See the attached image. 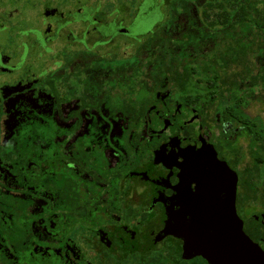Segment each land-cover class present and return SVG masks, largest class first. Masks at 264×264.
I'll list each match as a JSON object with an SVG mask.
<instances>
[{
    "label": "flooded vegetation",
    "instance_id": "flooded-vegetation-1",
    "mask_svg": "<svg viewBox=\"0 0 264 264\" xmlns=\"http://www.w3.org/2000/svg\"><path fill=\"white\" fill-rule=\"evenodd\" d=\"M181 6L0 0V264H213L186 246L206 194L185 166L203 144L237 178L245 232L264 241L240 128L185 79L212 41L190 39L196 0Z\"/></svg>",
    "mask_w": 264,
    "mask_h": 264
},
{
    "label": "trees",
    "instance_id": "trees-1",
    "mask_svg": "<svg viewBox=\"0 0 264 264\" xmlns=\"http://www.w3.org/2000/svg\"><path fill=\"white\" fill-rule=\"evenodd\" d=\"M167 1L173 8L174 0ZM193 1L181 0L183 10L188 12ZM196 7L191 24L202 28L190 39L212 41V46L207 54L198 51L205 60L187 65L185 79L197 85L199 100L212 103L240 128L252 162L243 172L244 180L258 186L252 191L254 199L264 201V122L247 113L254 102H264V0H196ZM207 31L212 32L210 39ZM196 47L199 50L200 44ZM229 150L236 163L241 162V147Z\"/></svg>",
    "mask_w": 264,
    "mask_h": 264
},
{
    "label": "water",
    "instance_id": "water-1",
    "mask_svg": "<svg viewBox=\"0 0 264 264\" xmlns=\"http://www.w3.org/2000/svg\"><path fill=\"white\" fill-rule=\"evenodd\" d=\"M188 152L187 172L197 178L206 196L192 204L198 210V227L187 232V249L213 264H264V241H253L238 216L237 178L227 162L210 144Z\"/></svg>",
    "mask_w": 264,
    "mask_h": 264
},
{
    "label": "rangeland",
    "instance_id": "rangeland-1",
    "mask_svg": "<svg viewBox=\"0 0 264 264\" xmlns=\"http://www.w3.org/2000/svg\"><path fill=\"white\" fill-rule=\"evenodd\" d=\"M178 95L181 96V93L178 92ZM247 113L252 116V117H256L258 116L263 122H264V102H254L247 110ZM239 146L243 147V149L245 150V153H246V159L244 161V165L241 166V168H244V167H249L250 165H252V162H251V159L248 155V142L247 140H241L239 142ZM228 157L231 158L232 155L230 153V151L227 153ZM257 209L260 210V209H263L264 208H261V206H257ZM246 212L247 214H252L253 211L252 209L249 208H246Z\"/></svg>",
    "mask_w": 264,
    "mask_h": 264
}]
</instances>
